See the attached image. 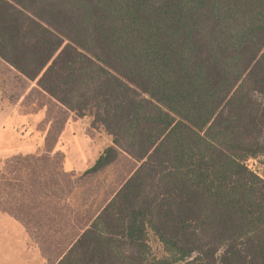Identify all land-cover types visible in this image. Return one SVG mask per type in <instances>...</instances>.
I'll return each mask as SVG.
<instances>
[{"label":"trees","instance_id":"trees-1","mask_svg":"<svg viewBox=\"0 0 264 264\" xmlns=\"http://www.w3.org/2000/svg\"><path fill=\"white\" fill-rule=\"evenodd\" d=\"M0 59L136 164L56 264H264V0H0Z\"/></svg>","mask_w":264,"mask_h":264},{"label":"rangeland","instance_id":"rangeland-1","mask_svg":"<svg viewBox=\"0 0 264 264\" xmlns=\"http://www.w3.org/2000/svg\"><path fill=\"white\" fill-rule=\"evenodd\" d=\"M110 145L105 133L91 128L89 118H77L0 59V184L10 182L14 188L12 199L9 189L0 193V264H54L58 260L78 234L68 222L69 185L85 178V172L65 173L63 164H91L89 170ZM248 165L264 178V160ZM135 167L134 161L121 154L86 188L98 193L110 183V191H99L102 204L104 194L111 196V190ZM81 193L73 202L77 206L83 201ZM59 210L67 218L57 224ZM151 245L161 255L154 238Z\"/></svg>","mask_w":264,"mask_h":264},{"label":"crops","instance_id":"crops-1","mask_svg":"<svg viewBox=\"0 0 264 264\" xmlns=\"http://www.w3.org/2000/svg\"><path fill=\"white\" fill-rule=\"evenodd\" d=\"M67 163L63 164V170H64L65 173H68V174L72 173V175L74 173L75 174H79L81 172H85L86 173L88 171L87 168H89V166H91V164L89 166H85L86 164H84L82 162H81V164L75 162V164H73V166L70 167ZM111 166H109V167H111ZM85 173L82 175V176L85 177L84 180H82L83 182H81V181L79 182V180L81 179L80 177L78 178V181L73 180L74 182H73V184L71 183L69 185V189H68V192H67V205H68L67 207L71 208L69 210V214H68V222L74 228L75 233L77 232L78 234L73 237L72 241L66 247V250L61 252V254L58 256L59 257L58 260L54 264H56L62 258V256H64V254L72 247V245H74V243L79 239V237L91 226L92 222L100 214L101 210L106 206V204L110 201V199L115 195V193L122 187L124 182L132 174V173L129 174L127 179L122 184H120L117 189H113L114 188V185H113V188H112L113 190H111L113 192H112L111 196H106L104 194L103 198H105V200H103V203L101 204L98 201V197L100 199L99 191L100 192H102V191H106V192L110 191V188L108 189V185L110 183L107 186L104 185V187L101 188L98 191V193H95V192H93L94 189L93 190L91 188L88 189V188H86V186L91 185V182L94 179H96L97 176L100 173L95 174V175H88V176H85ZM7 181H8V179L5 182H7ZM85 181H86V183L83 184ZM3 189L4 190L9 189L10 192H11V193L9 192V194H8L9 198H11V199L14 198L13 197L14 193L12 194V192L14 191V188H13V185L10 182L9 183L8 182L4 183V184H0V193L3 192ZM80 191L82 192L81 194L83 195V201H82V199H80L81 197H78L81 200L80 202L82 204L77 206L73 202L75 201L76 197L78 196L77 194ZM95 191H97V190H95ZM2 196L3 195L0 194V199H1ZM60 196H62V195H60ZM23 207L24 206H21V208H23ZM28 208H29V206H28ZM30 209L31 208H29L27 210H30ZM54 213L57 214L56 210L53 212V214ZM6 214H8V213H6ZM58 214H61V217H58V218H61V219L58 220L56 218L57 219L56 222H57V224H60L61 223L60 221L62 220V218L66 219L67 215L65 213H62V211H60V210H59Z\"/></svg>","mask_w":264,"mask_h":264},{"label":"built area","instance_id":"built-area-1","mask_svg":"<svg viewBox=\"0 0 264 264\" xmlns=\"http://www.w3.org/2000/svg\"><path fill=\"white\" fill-rule=\"evenodd\" d=\"M253 161H256V159H249L248 161H246V163H245L246 167H247L250 171L254 172L255 174H257V175H259V176H261L259 173H257L256 171H254V170L252 169L251 165H248V164H251ZM261 177H262V176H261Z\"/></svg>","mask_w":264,"mask_h":264}]
</instances>
